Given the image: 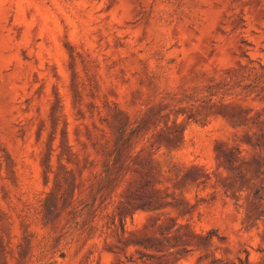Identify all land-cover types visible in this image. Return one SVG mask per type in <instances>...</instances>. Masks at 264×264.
I'll list each match as a JSON object with an SVG mask.
<instances>
[{
    "label": "rangeland",
    "instance_id": "1",
    "mask_svg": "<svg viewBox=\"0 0 264 264\" xmlns=\"http://www.w3.org/2000/svg\"><path fill=\"white\" fill-rule=\"evenodd\" d=\"M0 264H264V0H0Z\"/></svg>",
    "mask_w": 264,
    "mask_h": 264
}]
</instances>
